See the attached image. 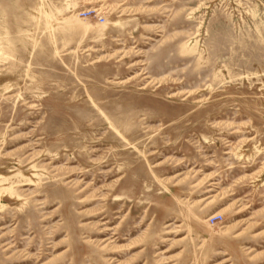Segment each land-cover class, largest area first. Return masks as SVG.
<instances>
[{"label": "rangeland", "instance_id": "rangeland-1", "mask_svg": "<svg viewBox=\"0 0 264 264\" xmlns=\"http://www.w3.org/2000/svg\"><path fill=\"white\" fill-rule=\"evenodd\" d=\"M0 176V264H264V0H0Z\"/></svg>", "mask_w": 264, "mask_h": 264}, {"label": "bare ground", "instance_id": "bare-ground-1", "mask_svg": "<svg viewBox=\"0 0 264 264\" xmlns=\"http://www.w3.org/2000/svg\"><path fill=\"white\" fill-rule=\"evenodd\" d=\"M98 11V10H97ZM73 20H75V19H73ZM80 21V20H79ZM32 170H33V172H39L38 171V166L37 165H33L32 166V168H31ZM36 177H38V175H35ZM21 177V176H20ZM9 181H11V178H7V177H3V176H0V187H2V186H5L6 184H7V182H9ZM23 182V181H22ZM69 183H71V182H69ZM29 185H31V186H35V183H34V181H32L31 179H25V183H22V184H19V186L17 187V188H23V187H26V186H29ZM41 185V183H38V186H40ZM15 186H11V187H9V188H2V189H0V204L2 205V206H6V204H5V200H7V199H10V200H16V201H22L23 199H22V196L18 193V192H16L15 190ZM20 190V189H19ZM107 224V223H106ZM106 224H101V225H99V227H104ZM226 228V227H225ZM101 229V228H100ZM99 229V230H100ZM111 230L110 229H108V228H105L103 231L102 230H100V233L99 234H104V235H109V233L108 232H110ZM109 240V239H108ZM108 240H106L107 242H108ZM105 241V242H106ZM88 243H93V242H95V243H100L101 241H99V242H97V241H93V240H91V239H88V241H87ZM105 244V243H104ZM104 244H102V245H104ZM101 245V246H102ZM12 248V247H11ZM105 248V247H104ZM104 248L102 249V250H104Z\"/></svg>", "mask_w": 264, "mask_h": 264}]
</instances>
